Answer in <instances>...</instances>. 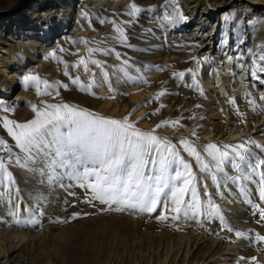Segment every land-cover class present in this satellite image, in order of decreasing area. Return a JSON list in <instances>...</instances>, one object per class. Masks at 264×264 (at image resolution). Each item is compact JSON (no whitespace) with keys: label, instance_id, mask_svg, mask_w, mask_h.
Listing matches in <instances>:
<instances>
[{"label":"rangeland","instance_id":"374dc122","mask_svg":"<svg viewBox=\"0 0 264 264\" xmlns=\"http://www.w3.org/2000/svg\"><path fill=\"white\" fill-rule=\"evenodd\" d=\"M93 1H97V4L95 5L97 7L91 10V13L95 17V21H92L91 18L78 21L76 29L78 30V35L80 36L81 41L78 43V47L76 46L75 48L71 49L70 52L65 55L67 58H69V63L72 64H68L62 59H59V62L63 61L62 64H58L63 66L64 71L66 70L65 65H67L69 75L64 81H62L57 85V87L52 90V94H55L56 92L60 93L62 91H67L65 88L59 87V85L65 84L67 80L75 78L76 76H80L81 84L86 85V87L92 80L91 76L84 73L82 67L77 69L73 68L72 65H74V62H76V60L78 62L82 55L86 53V47H83V41L92 43V41L95 39L100 40L99 33H97V27L102 28L104 25L112 26V23L108 22L110 21V14L103 11L104 8H110L108 5H106V3H109L111 0ZM148 1L151 0H144L143 3ZM157 1L158 0L155 1L152 7H147V11L143 15L144 22L138 26H135L136 30H133L138 31L137 29L139 28L142 31L150 32V37H152V39L155 40L156 43H160L159 45L163 48H167V38L172 39L174 37H178L184 42L193 44L191 46L193 48L206 35H218V30L216 31L218 21L215 20V16L219 15V17H229L230 23L228 25H230L231 27L233 25L232 23L237 26L239 31L237 36V43L238 46H243L241 48V52L243 49L246 50L248 47L252 48L257 56L261 52H264V48L261 47L262 45H264V23H260L259 27L255 29L249 28L245 24L246 20L251 19L253 21H256L257 18L264 17V4L262 2H257L254 0H200L198 2L197 11L194 15L195 17H193L194 19H187V21L185 19L183 21L174 20L173 22L169 23L168 21H165L163 19V16L165 14L172 13L171 7H169L167 10H165L163 7V5L169 3V0H161V3L160 0L159 2ZM171 3L175 4L173 0H171ZM95 12H97V14ZM181 13L185 18H187L185 10H181ZM101 21L105 22L101 23ZM100 25L103 26L100 27ZM197 25L199 26L197 27ZM201 25H204V27L200 31H198ZM196 33L198 35L195 36V38L192 37ZM243 36L246 37V39L243 40ZM129 39H136L138 41H141L140 37H138L136 33L131 34ZM153 40L143 42V44H150ZM241 40H243V43H240ZM107 44L108 43L105 42L102 46H106ZM130 45L131 48L127 46L120 48L121 50L119 52L121 53V60H127L128 63H130V58L127 57L124 53L126 51V47L127 50H135L138 52V54L144 56L152 55V53L148 51V49L150 48H144L140 44ZM212 46H214L215 49L220 48V44L218 41L215 44H212ZM100 49L103 50V48ZM202 49L203 47L196 48L193 51V54L198 56L200 54L199 52ZM108 50L103 51L107 52ZM188 51H190L189 48L187 51H185L184 55L188 54ZM238 51H240V48H238ZM206 53H208L207 55L210 56L207 60V63L205 64L207 73L202 78V81L198 82L200 85V89H202L204 92V95L200 94V89H196L195 87L191 86L192 84H190V88L188 89L189 92L186 96L187 100L184 97L185 102H187L188 99L194 100L196 96H198L199 102L203 103V98L205 97V95H207L206 92L212 90L210 86H205L208 82H211L210 80H207V75L214 67L222 70L226 68L224 66V63H218L217 60L212 59L215 54L205 51V54ZM34 54L36 60H33L28 55L23 56L25 60L24 65L26 67L22 65L23 63L21 64V66L24 67L25 72L27 70L35 71L36 68L39 67L40 63L38 61H40V56L43 55V52L38 51V53ZM97 54L99 55L101 53L96 52L93 55ZM175 54L176 52L172 51V55L166 60H162V57H158L156 59H147L146 61L134 59L133 61H138L139 64L132 63L133 66H137L138 68H140V70H137L133 73H113L116 75L120 74L122 78L121 84H119L118 81L116 82V84L120 87L119 89L105 85V83L108 84V79L112 81L113 78L110 76L104 78L103 73L100 69L96 67L92 68L89 66L91 72L96 74V83L94 87L88 91H81L78 85H73L71 83L70 92L72 91L71 94L76 93L77 95H79V98L84 99V97H86L92 102H97V108H99V111L95 112L91 106L89 107L91 111L95 112V115L102 116L107 119L123 120L127 116H124L120 108L115 105L114 98H116L117 95L112 94V91H117L121 99H124L125 102H130V104L133 106V108L128 111L130 114V117H128L130 119V122L135 124L136 127L141 131L151 132L157 124H161L163 121L175 120L176 115H170L166 117L167 107H160L161 104L165 105L164 97H160V99L157 100L156 96L158 92H154L153 90L143 92L142 86H150L153 83V77H160L163 69L165 68L170 69L172 71V74L171 85H169L168 94L172 96V94L178 93V91L183 88V85L188 84V80L190 79L189 77L191 75L188 74L187 70L189 68L193 69L194 71L197 69V65L195 63L191 64V62H193V59L189 56L187 59L183 61L180 60L178 62L181 64H185L182 65L181 70L186 73L185 78L181 80L179 77L174 76V73H179L178 71H175V61L179 60L176 56H174ZM232 56L234 57V54H232ZM146 64L150 67V71H148L150 72L149 75H146V73L143 72ZM117 65L118 67H121V64L117 63ZM201 68L202 70L206 71L204 66ZM233 69L234 75H237L238 69L234 68V65ZM64 71H61V75H64ZM104 71L109 72L110 70L106 68ZM245 72L247 73L248 71L245 70ZM240 75H242L241 71ZM145 80L147 81L146 84L143 83V81ZM249 85L255 86L257 92L252 94L251 88L245 86L238 92L239 94L237 96H248L247 101H249V104L246 109L247 111L244 112L245 116H254L256 114L257 116H259L262 112H264V104L261 103L260 99L258 98L261 96L259 91L262 83L260 84V82H258L255 77H252ZM224 86H226V84ZM213 87L215 88L216 85H213ZM23 93H25V91H23ZM34 97V99L28 101L26 96L22 95L15 99V101L13 102H11L10 100V107H14V111H19L20 113L21 111L28 110L29 106H27V103H32L34 105L36 104V106H38V102L42 100V97L36 94ZM250 101H254L255 103H251ZM70 103L75 102L73 101V99H71ZM3 104H7L6 101ZM137 105H140V107H138ZM92 106L95 108V105ZM136 109L139 110L136 111ZM205 109L206 108L204 106H201L199 108L187 107L181 111V115L180 117H178V120H180V126L175 128L178 130L177 134H174L175 129L171 125L157 129L155 134L161 137H167L173 143L178 142L182 138H188L194 141L197 145L207 144L208 142L212 141H215L217 145H221L220 143L222 142L224 144L241 143L242 139L240 141H235L234 139H227L225 141L224 138L212 140V138L210 139L209 137H207L205 134L208 133V125L211 124L210 122L212 119L207 114L197 116L198 114L203 113ZM151 113L156 114L149 115ZM1 115L3 116L4 113H1ZM236 116L240 115H235V117ZM144 117L147 118L145 119ZM193 130L197 132V137L191 136V132ZM204 130L207 133L203 132ZM0 132V136L5 135L2 129H0ZM246 147H249L252 152H255L259 158H264V153L260 152V150L256 149L254 146L246 145ZM1 153L2 155L5 154L3 152ZM16 155L21 157V159L23 158L22 154L19 152L17 154L16 152H14V158ZM13 166H15V168L11 169L10 166L9 170L13 171V174H15L14 177L16 178L18 188L20 189L19 186L21 185V181H23V179L24 181L28 179L26 183L28 182L31 185L27 192H21L22 200L27 201V203L34 204L35 201L29 200L28 198L34 191H36L40 187L39 181L42 180L43 177L39 176L38 173L36 175H32L31 173L33 172V170H35L32 167L28 169H21L16 165ZM225 171L228 175H237L234 170H231L230 165L226 166ZM17 172L20 174H17ZM258 172H264V165L261 166V169H259ZM16 175L18 178L16 177ZM217 177L220 180L221 188H216L215 184L209 181L208 189L210 192L215 193L214 199H216L215 196L217 194V192H215V189L218 190L220 198L217 202L220 204L222 212L225 214V218L230 226L235 230L243 232L245 236L256 233L264 234V224L257 223L258 217L254 215V212L247 215V217H243L239 214L241 216L240 217L238 216V214L235 215L236 212H232L231 215L226 210V207H223V205H221L222 203L228 201H235L240 204L243 203L242 205L245 211H249L251 209H254L255 211L256 209L254 206L256 204L264 203L258 200L259 184L257 183V181L259 179V176H254L251 182L242 181L246 189V194L244 195L240 194L239 187L236 185H232L231 181L223 179L220 174H217ZM67 182V178H65L64 183ZM33 185L35 186V188L33 187ZM72 190L77 192L76 197L67 196L65 190L60 187H45L44 191H48L50 193H45L48 198V203L45 205V207L50 210H45L44 208L45 215L40 218L41 224L37 226H32L31 224L27 223V220L32 215V213L27 212L28 210L26 208V205L24 206L26 212H22L19 217L21 221L20 223H16L15 218L8 216L6 214V208L2 207V211H0V233L6 231H14L18 233L22 232L23 234H34L36 232H42V230L44 231V229H46L45 231L50 239L47 242L46 249L48 248V251L51 254V262H53L54 264H58V261L61 260L59 256H57L56 249H59L58 247L65 246L66 243H70V246L68 245V247H73V249L68 250V252H71H69L70 254L77 253V255L82 256V258H80V263L78 262L77 264H81L82 262H84V264H172L175 257L177 256L178 258L183 259L188 249L194 250L193 256H195V259H193L192 261L193 264L195 262H203L202 264H245V262L238 260L240 256L248 258L256 257V264H264V243H251L247 239L237 238L234 234H228L224 232H221L220 235H213L210 234V231L206 230L205 228H201L199 226L191 224L190 222H180L175 225V227H172L163 222H158L156 219L148 215H140L138 213L129 212L116 213L108 212L106 210L102 211L101 209L104 208L103 205L95 203V206H93L92 204L84 202L81 189L74 188ZM234 191H236L238 194L236 193L237 195H234ZM222 194L223 198L221 199ZM65 201H67V203ZM159 211L160 209H158L157 213L153 215L155 216L159 214ZM74 213L78 214L80 218L72 220L71 216ZM84 213H88L89 215L85 217L83 215ZM65 219L69 220V222H56L57 220ZM177 227L180 230H175V228ZM210 228L212 232L220 231L217 223H213ZM62 232H65V234H73L74 236L73 238L65 240L66 235L64 234L65 236L63 235V237L60 234ZM222 237L224 238L222 239ZM61 238H64L65 241L61 242ZM28 244V240L24 241L22 246L24 249L23 255L21 254L23 253V250H21L22 247L19 249V251L14 250V254H19L20 258L22 257L23 260H25L26 258L29 259V254H31L33 251L36 252V248H39L40 251L38 249L37 251L40 252V255L43 253L45 254L46 250L43 249V252L42 249H40L41 247L38 243H35L34 246ZM185 246H187L188 248ZM39 252L33 253L31 255L33 257L34 254L37 256L39 255ZM14 254L12 255V257L14 256V258L16 259L17 256ZM26 254L28 256H26ZM85 257L87 260H85ZM165 259L168 260L166 261ZM170 260L171 262H169ZM190 260L191 259H189V261ZM249 264H251V261H249Z\"/></svg>","mask_w":264,"mask_h":264},{"label":"snow or ice","instance_id":"6c2138e0","mask_svg":"<svg viewBox=\"0 0 264 264\" xmlns=\"http://www.w3.org/2000/svg\"><path fill=\"white\" fill-rule=\"evenodd\" d=\"M167 10L169 7L172 13L165 14L163 19L169 23L174 20L183 21L185 17L181 13L178 4L163 5ZM126 15L135 19L139 18L142 12L147 11L138 7L135 3L130 6ZM105 21H101L104 23ZM114 25V32L121 44L131 48L127 43L128 37L125 28L116 20L108 21ZM129 22L125 21L126 26ZM264 23V17L256 21L246 20L245 24L252 29L258 28ZM87 45L88 41H83ZM243 43V40L240 41ZM264 48V45L261 46ZM64 51V49H61ZM88 59L81 57L73 68H83L85 74L92 77L87 87L81 84V78L76 76L72 79L73 85H78L81 91H88L94 87L95 73L91 72L89 63L100 69L104 78L108 73L103 71V64L98 59H92V55L100 52L102 55H109L112 50L104 52L102 49L88 47ZM115 58L121 60V53L115 52ZM54 56L55 53H52ZM256 56L255 59L253 57ZM247 58L252 65L248 69V77L264 83V52L258 56L252 48L248 47L242 52L227 59L241 61ZM208 58L201 61L193 57V61L199 68L202 63H207ZM125 66L128 61L123 60ZM241 72L245 65L241 64ZM64 76H68V66L65 65ZM120 71H124L121 69ZM192 87L200 89L196 79V71L189 68ZM174 76L181 80L186 73L181 71L174 73ZM26 86L33 85L38 96L51 95V89L56 85L41 80L36 75H26L23 78ZM147 83V81H143ZM59 87L67 89L68 85ZM43 88V91H42ZM200 94L204 95L202 89ZM56 96L59 92L55 93ZM161 91L156 99L165 96ZM114 98V97H113ZM259 99L264 101V96ZM255 103L254 101H250ZM228 103L235 106L237 101L229 99ZM165 105L161 104L163 108ZM197 108L201 105L197 104ZM11 108L4 107L3 112L11 113ZM35 119L20 123L10 119L7 115L0 116V129L5 135L0 136V206L6 208V214L20 223V215L25 210V205L32 215L27 223L32 226L41 224V217L45 215V205L48 203L45 194V187H60L65 190L67 196L76 197L77 192L82 190L85 203L103 205L101 210L116 213H138L148 215L158 222H163L175 227L180 222L191 223L210 231V234L220 235L221 232L234 234L237 238L247 239L251 243H264V234L256 233L245 236L243 232L235 230L230 226L222 212L220 204L214 199L215 193L208 189V182L221 188L217 174L225 180L231 181L232 185L239 187L240 194H246L243 182H251L253 177L258 175L259 184L258 200L264 202V172H258L264 165V159L257 156L246 145H252L264 153V145L254 139H247L242 143L222 144L207 143L197 145L188 138H182L173 143L167 137L155 134L156 130L171 125L173 128L180 126V120L163 121L157 124L151 132L139 130L135 124L130 122L128 117L123 120L107 119L95 115L83 108H76L69 103H45L41 107L31 106ZM243 122L242 114L239 113ZM151 113L149 115H155ZM145 119L147 117H144ZM192 137H197V132H191ZM14 150L22 154L14 158ZM186 154V155H185ZM15 164L21 169L34 168L39 176L40 187L34 191L29 200L34 204L22 200V194L17 186V181L10 166ZM234 170L237 175H228L226 166ZM203 174V175H201ZM67 178V183H64ZM223 194L221 195V199ZM67 203V201H65ZM74 207V205H73ZM254 215L258 217L257 223L264 224V203L255 206ZM160 209L159 214L157 210ZM85 217L88 213L83 214ZM80 218L78 214H72L71 219ZM58 223H68L69 220H57ZM217 223L220 231L212 232L210 226ZM175 230H180L178 227ZM224 237H222L223 239ZM239 261L245 264H256V257L240 256Z\"/></svg>","mask_w":264,"mask_h":264},{"label":"bare ground","instance_id":"6f19581e","mask_svg":"<svg viewBox=\"0 0 264 264\" xmlns=\"http://www.w3.org/2000/svg\"><path fill=\"white\" fill-rule=\"evenodd\" d=\"M143 1L144 0H111L109 3H106V5H108L110 8H104L103 11L110 14L109 15L110 21L116 20L118 23H120L121 26L125 28L126 31L125 33L128 37V41H127L128 44H133V45L140 44L144 48L145 47L150 48L148 49V51H150L152 55L144 56L138 54V52L135 50L132 49L127 50L126 47V51L124 53L127 57L130 58V63H128V66L124 65L123 60H117L115 58L114 53L117 51L119 52L121 50L120 48L124 47L125 45L121 44L117 39H114V37L117 34L113 30L114 28L113 24L112 26L100 25V27L103 26L102 28L97 27V31H98L97 33H99L100 40L95 39L92 41V43H88L87 45L84 44L83 46L86 47V53H84L82 57H84L86 60L88 59V52H87L88 47L99 48V49L103 48V50H108L109 48L112 50V53L109 54L108 56L97 54V55H92L91 57L92 59H98L101 61V63L104 66L103 71L106 68L110 70L107 73L108 76L112 77L113 79L112 81L108 79V84L105 83V85L119 89L120 87L119 85L116 84V82L118 81V83L121 84L122 78L120 74H117L118 75L117 78V75L113 73H117V72L122 73V71H120L121 69H124L123 71L124 73L125 72L133 73L137 70H140V68H138L137 66L136 67L133 66L132 63L139 64L138 61H133L134 59L146 61L147 59H156L158 57H162V60H166L172 55V51H173L176 52L174 56H176L177 59H179L175 61V71L180 72L182 70V65H185L178 63L180 60L183 61L190 56V58L192 59L193 57H197L200 58L201 61H203L205 57L206 58L210 57L209 55H207L208 53L205 54V51L211 52L215 54L212 59L217 60L218 63H222V64L224 63V66L226 68L222 70L214 67L207 75V80H210L211 82H208L205 86H210L212 90L206 92L207 95H205V97L203 98V103L199 102L198 96H196L194 100L188 99L187 102H185L184 100V97L186 99V96L189 92L188 89L190 88V84H192L191 76L189 77L190 79L188 80V84L183 85V88L180 89L178 93L174 92L175 94H172V96H170L168 92H169V85H171L172 71L166 68L163 69L160 77L157 76L153 77L152 79L153 83L150 86L147 85L142 86L143 92L153 90L154 92L159 93L161 91H164L166 93V95L163 96L165 107H167L166 117L170 115L173 116L176 115L175 120H177L178 117H180L181 111L187 107L196 108L197 104L204 106L206 108L204 112L198 114L197 116H202L204 114H207L211 117L212 119L210 122L211 124L208 125V129L206 128L208 133L205 130L203 132L207 133L204 134L210 139L212 138V140L224 138L225 141L227 139H231V140L234 139L235 141L237 140L240 141L242 139L241 141L242 143L247 139H254L256 140L257 143L264 145V112H262L259 116H257V114L254 116H245L244 112L247 111L246 109L249 104V101H247L248 96H244V97H241L240 95L237 96L239 94L238 92L241 89H243L245 86L251 88L252 94L257 92L255 86L249 85V82L252 80V77L246 79V77H248L247 75L248 72L246 73L245 70L248 71V69L252 67V65L248 63L247 58L238 61V63L236 60L230 62L227 59V57L232 56V54H234L235 57L238 54V52H241V48L243 47L241 45L238 46L237 43V36L239 32L237 26L234 23H232L233 25L231 27L230 25H228L230 23L229 17L228 18L219 17L218 15L215 16L216 17L215 20L218 21L216 28V31L218 30V35L216 36L215 35L210 36V34L206 35L193 48L191 47L193 44L184 42L182 39H179L178 37H174L172 39L167 38V48L166 47L163 48L162 46L159 45L160 43L159 44L156 43L155 40H153L152 37H150L151 36L150 32L142 31L139 28L137 29L138 31H135L136 30L135 26H138L144 22L143 15L146 11L142 12V14L139 15L138 19L126 15V13L130 11L129 6L132 3H135L138 7L147 10V7H152V5L155 3L156 0H151L145 3H143ZM199 1L200 0H178L179 7L181 8L182 11L185 10L187 14V18H185L186 21L187 19H191L195 17L194 15L197 11ZM254 1L262 2L264 4V0H254ZM157 2H159V0ZM173 2L176 4L177 0H173ZM96 4L97 1H93V0H0V92H2L0 93L1 95L0 116H2L1 113L2 114L4 113L3 116L7 115L10 119H14L20 123H25L30 121L31 119H35V114L31 111V106L34 105L32 103H27V106H29L28 110L21 111L20 113L19 111H14V107H10V103L15 101V99H17L22 95H25L28 101L34 99L35 94L37 95L35 91V87L33 85L26 86L24 84L23 81L24 76L36 75L40 77L41 80H46L48 81V83L56 86L60 84L62 81H64L67 77L61 75V71H64V69L63 66L58 64H62L63 61H66L68 64H72L69 63V58H67L65 55L69 53L71 49L75 48L76 46L78 47L79 45L78 43L81 41L80 36L78 35V30L76 29L77 23L78 21L89 18H91L92 21H95V17L91 13L92 12L91 10L97 7L95 6ZM206 12H202V13H206ZM95 13L97 14V12ZM125 21L129 22L126 26L123 24V22ZM198 26L199 25H197V27ZM203 27L204 25H201L198 31H200ZM133 33H136V35L140 37L141 41H138L136 39H132V40L129 39L130 35ZM197 35L198 34L196 33L192 37L195 38V36ZM244 39H246V37L243 36V40ZM150 40H153L152 43L143 44V42H147ZM217 41L220 44L219 49H215V47L212 46V44H215ZM105 42L108 44L106 46H102L103 43ZM198 47H203V49L199 52L200 54L196 56L193 54V51ZM188 48L190 49V51H188L189 53L184 55L185 51H187ZM238 48H240V51H238ZM61 49H64V51H61ZM244 50L245 49H243L242 51ZM38 51L43 52V55L40 56V61H38L40 63L39 67H37L35 71L27 70L25 72L24 67L21 66L22 63H23L22 65L25 66L24 65L25 60L23 56L28 55L33 60H36L34 53H38ZM52 53H55V55L53 56ZM255 58L256 57L254 56L253 59ZM59 59H62L63 61L59 62ZM77 63L78 62L76 60L74 64ZM117 63L121 64V67H118ZM194 63H195L194 61L191 62V64ZM205 64L206 63H202L200 66L201 67L204 66L206 71L202 70L200 66L199 68L197 67V69L195 70L197 73L196 79L198 82H201L202 78L207 73V68L205 67ZM241 64L245 65L242 75H240ZM233 65L234 68L238 69L237 75H234L233 73L234 72ZM89 66L92 68L95 67L90 63ZM148 71H150V67L149 65L146 64L143 72L146 73V75H149L150 72ZM72 79L67 80L65 83L68 85L66 89L67 91L60 92L58 96H56L54 93L51 95L40 96L42 97V100L38 102L37 107L39 108L45 103H69L70 105L76 108H83L94 114L96 111H99V108H97L98 105L97 102H92L86 97H84V99L79 98L78 97L79 95H77L76 93L71 94L72 91L70 92L71 90L70 87H71ZM225 84L226 86H224ZM213 85H216V87L214 88ZM53 89H51L50 92H52ZM23 91H25V93H23ZM259 92L261 96H264V83H262V85L260 86ZM112 94L117 95V97L114 98L115 105H117L120 108L124 116L130 117L128 111L133 108L130 102L127 101L125 102L124 99H121L117 91H112ZM71 99H73L75 103H70ZM229 99H235L237 101L236 105L235 106L230 105L228 103ZM10 100L11 102H9ZM5 101L7 104H3L5 103ZM260 102L264 104V101L260 100ZM92 105H95V108ZM90 106L93 108L95 112L89 109ZM4 107L11 108L13 111L11 113H5L3 112ZM138 107H140V105ZM237 109L239 110V113L242 114L243 122L241 121L240 116L235 117V115H238ZM138 110L139 109H136V111ZM177 133L178 130L175 129L174 134ZM211 143H215V141H212ZM220 144L222 145L224 143L222 142ZM14 152H16L17 154L19 151L15 150ZM0 155H2L1 152ZM13 165L15 164L11 165V169L15 168V166ZM17 174L20 173L17 172ZM31 174L36 175L37 174L36 170H33ZM26 181H28V179ZM26 181H24L23 179V181H21V185L19 186L22 193L27 192V190H29V187H31V185L28 182L26 183ZM33 187L35 188L34 185ZM215 192H217L215 198L218 201L220 198L218 194L219 192L217 189H215ZM233 193L234 195L238 194L236 191H234ZM47 194L50 193L48 192ZM242 204L237 203L235 201H228L222 203L221 205H223V207L225 206L226 210L231 215L232 212L233 213L236 212L235 215L238 214V216L242 215L243 217L245 216L247 217V215L256 211V210L254 211V209L245 211ZM2 207L3 206H0V209ZM46 209L47 207H45V210ZM0 211H2V209ZM23 212H26V210H24ZM45 230L46 229H44V231L42 230V232H36L34 234H28V233L23 234L22 232L18 233L14 231L1 232L0 233V264H54L53 262H51V254L48 251V248L46 249L47 242L50 239ZM60 234L63 236L65 232L64 233L62 232ZM65 235H66L65 240L69 238H73L74 236L73 234H65ZM26 240H28V243L31 246H34L35 243H38L42 251L43 249L46 250L45 254L43 253L44 252L43 251L42 252L43 254L40 255L39 248H36V252H39V255L36 256L34 254L33 257L31 254L36 253L33 251L31 254H29V259L26 258L25 260H23L22 257L20 258L19 254L17 255L14 254L15 252L14 250L19 251V249L23 246L24 241ZM65 240L64 238H61V242H64ZM69 244L66 243L65 246L58 247L59 249H56L57 256H59V258L61 259L58 261V264H77L78 262L80 263L81 261L80 258H82V256L77 255V253L70 254L71 252L69 251L70 252L69 253L68 250L73 249V247H68ZM37 249L39 251H37ZM21 250H23L22 251L23 253L21 252L20 253L23 255L24 254L23 247ZM13 254L17 256L16 259L14 258V256L12 257ZM193 254H194V250L188 249L186 255L183 254L185 255L183 259H180L177 256L174 259L175 262L174 261L173 262L174 264H191L193 259H195L194 258L195 256H193ZM26 256L28 255L26 254ZM189 259L191 260L189 261ZM85 260H87L86 257ZM169 262H171V260ZM82 263L84 264V262ZM202 263L203 262L201 263L195 262L194 264H202Z\"/></svg>","mask_w":264,"mask_h":264}]
</instances>
